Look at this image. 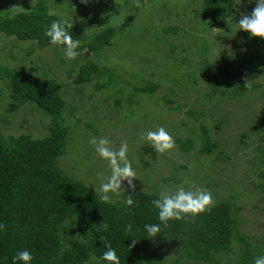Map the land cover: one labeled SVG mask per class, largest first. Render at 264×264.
<instances>
[{
  "label": "trees",
  "instance_id": "1",
  "mask_svg": "<svg viewBox=\"0 0 264 264\" xmlns=\"http://www.w3.org/2000/svg\"><path fill=\"white\" fill-rule=\"evenodd\" d=\"M102 1L104 5H109L108 0ZM116 1L118 0L113 2L117 4L115 10L119 6V2ZM232 1L204 0L201 6L202 13L212 18L216 26L222 27L227 17L233 14V7H228V3ZM54 6L57 4L54 3ZM113 8L104 10L107 17L111 16L109 11L113 12L111 10ZM49 12L53 15H49ZM81 12L85 13V9ZM155 15L157 16L155 19L162 17H158L157 12ZM149 18L151 16H146V21ZM53 20L63 21L64 18L53 11L46 1L38 0L30 10L12 15L0 14V32L18 41H32V50L43 49L51 45L44 32ZM72 25L68 31L74 40L79 41L77 48L79 54L75 57L76 63L71 65L72 70L67 71L69 74L67 72L62 74L71 77L73 70L77 69L74 81H66L62 84L54 78L57 75L44 79L33 76L28 69L23 71L19 67H13L8 57H5L3 64H0V76L6 80L9 87L7 92L9 101L3 106L0 104L4 112L0 113V122L11 131L4 135L0 130V225H3L0 228V264H12V256L24 249L32 253L31 264H108L102 259L107 246L116 251L120 264H255L256 258L264 256V243L239 230L236 216L240 208L236 202L220 198L216 194L210 210L194 216L189 214L180 220H169L165 227L159 221L158 209L152 204L153 200L159 198L160 192H147L128 186L123 192L115 195L117 199L111 196L110 201L105 202L100 198V193L98 191L96 193L95 188L88 183V177L94 178L95 172L92 173L90 169L80 171L82 176H85L84 180L81 177H73L69 173L70 170L67 172L64 169L62 159L65 149L70 141L79 139L72 133L69 124L76 123L75 126L80 129L87 127L97 133L93 124L83 121V117L84 120H88L84 115L76 120L78 110L76 104L79 103L77 100L85 99L86 94L83 91H79L81 94L77 93L79 89L74 90V86L93 83L97 77L106 79V84L104 81L93 85V90L99 91L104 88L108 89L109 93L103 94L104 99L95 104L92 110L107 111L106 116H108V112L123 111L125 106H140L145 95L158 92L159 86L163 84L169 91L162 98L167 105L171 104L170 107L176 110L175 89L186 88L189 78L196 81L195 71L186 72L182 70L184 67L168 78L167 71L159 70L162 71L160 73L149 69V72L152 70L154 73L147 75V72L140 69L138 73H133L134 67L127 69L119 65L121 60L113 55L114 51H119L121 59L130 58L134 54L133 46L127 47V52L123 51L125 54L115 47L118 37L127 33L122 27V22L100 26L90 34H87L85 25L73 23ZM177 28L163 27L161 24L156 27L153 24L148 34L146 32L143 34L145 40L143 47H148L150 37H153L152 34L155 32L160 33V36H157L158 41L166 39L169 42L161 52L158 48L156 54V60L162 66L167 64L165 61L168 57L163 58L165 52L167 55L171 52L178 54L187 49V44L181 42L182 38L183 40L184 37L187 38L185 30L181 33L180 41L176 36L174 38L168 36L170 32L177 34ZM177 45L181 47L178 49ZM54 46L57 47L56 51L64 52L63 45ZM32 50L27 51L28 54ZM87 50L91 56L84 58ZM107 54H111L115 59L100 66L98 60L107 57ZM140 57L144 61L141 65H150L152 62L150 55L141 54ZM176 58L172 60L173 65H176L180 59L184 64L187 63V66H192L189 65L187 55L179 54ZM79 60L82 62L78 63ZM57 61L52 63L43 61L38 69L49 70V65L50 68H67L66 64H60L62 60L57 59ZM173 67L174 70L177 69ZM223 69L230 74L227 66H223ZM228 72L223 73L226 80L221 82V95L228 93V88H230L229 93L240 96L248 90L255 91L263 86L261 83H248L242 78L235 83L227 78ZM153 75L156 81H145V78H151ZM208 85L212 90L204 95L211 101L208 110L210 112L215 107L212 101L217 100L213 92L218 88H215L217 83L211 79L208 80ZM63 92L68 95L71 93L70 101L73 100L71 105H66ZM92 96L91 92L90 98ZM27 103L29 105L23 107ZM39 108L51 117L50 126L43 125L47 130L46 134L37 132L41 120L32 117ZM66 110L72 118L74 117V121L64 117ZM5 111L8 113L5 114ZM190 111L192 112L191 109ZM19 121H23L21 123L23 126L28 124L27 130L12 133L16 123L20 125ZM213 128V122L204 121L201 124V131L197 132V139L203 144L201 153L211 154L219 147L218 142L210 134ZM248 135L256 144L260 135L258 136L257 133ZM70 136L75 139H71ZM261 141H264V136L261 137ZM243 142L249 144L248 141L243 140ZM195 143L196 140L192 139L188 141L177 139L175 147L179 146L184 154L190 152ZM259 143L251 148L250 152L254 155L249 156L248 162L251 163V172L256 173L260 179V183H255L254 186L264 192V145L263 142ZM137 145L140 146L141 155L136 157L134 163L139 162L140 165L149 167L150 161L157 158L158 152L145 138ZM146 155H151L152 159L145 158ZM149 159L151 160L148 161ZM199 160L204 162V159ZM181 168L187 167L181 165ZM165 180L166 178L161 181L164 183ZM173 180L174 177H171L170 181ZM128 195H131L133 200L130 206L125 203L129 198ZM145 224H161V235L154 239L148 238L144 229ZM127 225H131V231H126ZM133 240L136 241L134 245Z\"/></svg>",
  "mask_w": 264,
  "mask_h": 264
},
{
  "label": "rangeland",
  "instance_id": "2",
  "mask_svg": "<svg viewBox=\"0 0 264 264\" xmlns=\"http://www.w3.org/2000/svg\"><path fill=\"white\" fill-rule=\"evenodd\" d=\"M37 1L33 0L32 3V0H0V14L12 15L16 12L30 10ZM44 1L53 11L61 14L64 20H70L71 23L81 26L85 25L87 34L99 29L100 26L104 27L122 22V27L127 33L118 37L115 47L120 49L122 54H125L123 51H126L129 46H133L134 54L130 58L124 57L123 59H121L119 51H114L113 55L121 60L119 65L124 68L131 69L134 67L133 73H138L140 69L149 75L154 73L152 70L160 73L162 71L159 70H163V72L167 71L166 75L169 78L177 70L184 67L182 70L186 72L188 70L195 71L194 78L197 81L194 82L189 78V84L186 88L175 89L177 92V94H174L176 110L170 107L171 104L167 105L163 100L162 96L169 91L166 85L163 84L159 86L158 92L145 95L140 106H125L126 108L124 107L123 111L108 112V116H106L107 111L92 110L93 106L100 103V100L104 99V95L109 93V90L104 88L99 91L93 90V85L104 81L106 84V79L97 77L93 83L82 84V86L75 84L76 86L73 89H79L77 93L83 91L87 97L78 100L76 97L79 102L76 104L78 108L76 120L84 115L85 119L88 120H84L83 117V121L93 124L97 129V133L87 127L86 129H80L75 126L76 123L69 124L72 133L79 139L70 141L66 147L62 159L64 169L67 172L70 170L69 173L73 177H81L84 180L85 176H82L80 171L90 169L92 173L95 172V177H88V183L99 189V186L111 175V167L108 161L101 158L96 152V144L93 141L98 142L101 138L106 139L108 141L107 146L114 151L119 149L122 142H127V157L130 163L133 159L131 166L134 165L133 169L136 173V178L133 180L135 189L161 193L175 192L178 187L182 186L187 191L206 189L212 198L218 194L220 198L229 199L239 206L240 210L236 216L239 230L255 239H260L264 243V192L259 191L254 186L255 183H260V179L256 173L251 172V163L248 162L249 156L253 157L254 155L250 152L251 148L257 146L259 142H263L262 145H264V141H261V137L264 136V73H262L264 71V38L251 37L248 32L239 30L237 24L241 14H250L256 7L255 0H233L228 3V7H233V14L227 17L222 27L216 26L211 20L212 18L203 15L201 6L204 0H118L116 1V3L119 2L117 10H115L117 4L113 3L115 0H108L109 5H104L102 0ZM54 3L57 6H54ZM110 7H114L111 9L113 12L109 11L111 16L107 17L104 10ZM147 8L149 10H146ZM84 9L85 13H82L81 11ZM156 12L158 17L162 16L161 19H155L157 17ZM146 16H151L152 19L149 18L146 21ZM77 17L79 19H76ZM157 23L163 27H178L176 29L177 34L169 33L170 38L176 36L180 41L183 30L187 34V38L184 37V40L183 38L181 40L183 44H187V49L178 54L171 52L167 55L165 52L163 58L168 57L165 66H162L156 60V54L158 48L161 52L163 48L165 49L168 46L169 42L166 39L158 41L159 32L152 34L153 37H150L148 47H143V44H145L143 34L145 32L148 34V30L152 28L153 24L157 27ZM177 39L175 38V41ZM32 47L33 42L30 40L18 41L6 37L4 33L0 32V64H3L5 57H8L13 67H19L23 71L28 69L33 76L44 79L57 75L54 78L62 84L66 81H74L77 69L73 70L71 77L62 73L72 70L71 65L76 63L75 58H66L63 51L58 52L55 50L57 47L54 45L35 50H32ZM177 47L179 49L181 46L177 45ZM29 50H32L30 54L27 52ZM86 52L89 53L88 50L85 51L84 58L86 56L90 57L91 54H86ZM141 54L151 56L152 62L150 65H141L144 62L140 57ZM179 54L181 56L187 55L189 65L192 66H187L188 64H184L180 59L176 65H173L172 60L177 59L176 57H179ZM56 58L62 60L63 62L61 61L60 64H66L67 68H50L49 65V70L46 68L38 69L42 66L41 62L52 63L57 61ZM113 59L115 57L107 54V57H101L98 63L101 66L111 63ZM173 66L177 69L174 70ZM223 66L229 68L231 75L223 69ZM112 69L115 70L113 67ZM149 69H152L151 72H149ZM117 72L120 73L121 71ZM227 72V78L235 83L239 78H242L248 83H261L263 86L255 91L248 90L240 96L229 93L230 88H224L228 90V93L221 95V82L226 80L223 73ZM58 76L59 78H57ZM209 79L216 82L215 88H218L216 92H213L217 100L212 101L215 107L210 112L208 110L211 101L204 95L212 90L208 85ZM146 80L156 81L154 75L151 78H145ZM63 89H65V86ZM8 90L6 80L0 76V104L2 106L9 101ZM91 92L93 96L90 98ZM62 94L66 105H71L73 103V100L70 101L71 93L68 95L63 92ZM2 99L6 101L4 102ZM25 105L29 104H24L23 107ZM109 105H111V101H109ZM2 106H0V113H4L1 109ZM73 106L75 108V105ZM79 109L81 110L79 111ZM189 109L192 112H189ZM7 113L5 111V114ZM32 117L35 120H41L37 132L46 134L47 130L43 125L48 124L47 127H49L51 117L40 108ZM64 117L72 121L75 120L67 113V110L64 112ZM20 118L22 119L23 115ZM204 121L214 123V128L210 134L219 144L218 149H215L214 153L211 154L200 152L203 144L197 139V132L201 131V124ZM19 122L20 125L17 122L12 133L16 134L27 130L28 124L23 126L21 125L23 121ZM158 127H164L173 137L174 142L177 139L184 141L192 139L196 140V143L190 152L184 154L181 148L176 146L164 153H158L155 159H152L151 155H146L145 158L152 159L148 160H151L149 167L140 165L139 162L134 163L136 157L141 155L140 146L137 145L138 142L145 138L149 130L154 131ZM0 130L4 135L11 132L1 122ZM249 133L260 135L256 144L250 139ZM70 138L75 139L73 136H70ZM243 140L248 141L249 144L247 145ZM220 151L222 152L219 153ZM199 159H204V162ZM181 165H185L187 168H181ZM171 177H174L175 180L170 181ZM164 178H166V184L161 181ZM128 186V182H122L121 191L123 192ZM116 196L112 195L117 199Z\"/></svg>",
  "mask_w": 264,
  "mask_h": 264
},
{
  "label": "clouds",
  "instance_id": "3",
  "mask_svg": "<svg viewBox=\"0 0 264 264\" xmlns=\"http://www.w3.org/2000/svg\"><path fill=\"white\" fill-rule=\"evenodd\" d=\"M33 3V0H32ZM256 7L250 14H241L237 24L239 30H244L251 37L264 38V0H255ZM49 15H53L49 12ZM73 25L70 20L57 21L53 20L46 27L44 35L49 38L51 45H63L66 58L73 59L79 53L77 51L79 41L74 40L68 28ZM145 139L149 141L152 147L158 153H164L175 147L173 137L164 127H158L156 130H149L146 133ZM96 144V152L101 158L108 161L111 167V175L106 178V181L95 188V191L100 193V198L108 202L112 195H116L122 190V182L127 181L130 188H135L133 180L136 178V173L128 160V145L127 142H122L118 150H112L108 147V141L101 138ZM111 194V195H110ZM125 201L127 205H132L133 200L131 195ZM214 201L211 194L206 189L196 191H187L180 186L175 192H161L158 199L152 201V204L158 209V218L165 227L169 220H180L186 215H197L210 210ZM161 224H145L144 229L148 238L154 239L161 235ZM3 225H0L2 228ZM102 227H106L102 225ZM126 231H131V225L126 226ZM136 243L133 240V245ZM102 259L108 264H120L119 257L116 251L110 246L103 252ZM33 260L32 253L27 250H19L12 256V264H31ZM255 264H264V256L255 259Z\"/></svg>",
  "mask_w": 264,
  "mask_h": 264
},
{
  "label": "water",
  "instance_id": "4",
  "mask_svg": "<svg viewBox=\"0 0 264 264\" xmlns=\"http://www.w3.org/2000/svg\"><path fill=\"white\" fill-rule=\"evenodd\" d=\"M86 54H89L88 52H86Z\"/></svg>",
  "mask_w": 264,
  "mask_h": 264
}]
</instances>
